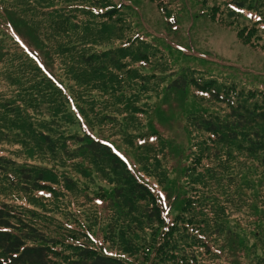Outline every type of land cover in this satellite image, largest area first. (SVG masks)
Here are the masks:
<instances>
[{
    "label": "trees",
    "instance_id": "obj_1",
    "mask_svg": "<svg viewBox=\"0 0 264 264\" xmlns=\"http://www.w3.org/2000/svg\"><path fill=\"white\" fill-rule=\"evenodd\" d=\"M100 1L104 6L102 9L104 19L98 21L100 22L98 34L103 32L104 28H108V31H111V34H108L109 40L119 39V44L98 50L93 46V38L87 34L90 22L85 19V22L81 23L74 18L75 7L80 8L81 6L78 7L80 4H70L64 0H0V66L3 68L0 71V78L10 87L8 94L12 96L4 100L0 98V109L7 112L12 106L16 111L13 121H6L0 116V129L20 125L23 135H32L35 132L36 137L44 141L46 150L50 147L48 152H42L44 160L47 157L56 161V166L53 162L50 166L35 165L16 162L6 154H0V181L5 180L6 187L17 184L19 180H22L24 188L30 184L32 188L26 190L32 193L31 198L37 196L32 191L37 187L51 190L44 183L58 180V167L64 165L68 158L69 150L66 148L65 139L69 136L73 142L80 143L79 147L84 153L98 157V162L95 160L96 164L105 159L112 169L122 171L120 174L122 183L113 181L107 196L116 204L124 201V209L138 216L127 220L132 219L134 223H138L139 230L147 234L139 237L135 233L134 242L121 243L120 249L123 252L141 251L144 259H149L150 264H222V254L235 256L239 251L250 252L249 248H252L251 252L254 255L264 256L262 227L264 212L259 211L260 208H264V192L257 197L248 196L246 200L249 199V203L245 204L244 197L247 196V191L251 190V185L239 170V176L233 185V193L236 192L242 197L243 206L246 205V210L251 211L254 217L247 225H252V228L245 230L246 226L240 225L237 219L230 220L226 205L229 203L238 206V203H235L232 196L228 195L227 189L223 190V186L219 184L228 177L229 181L232 180L237 173L235 167L230 166L229 150L225 149L227 143L236 145L238 142H246L249 153L261 150L260 161L263 160L261 173L264 172V89L254 86L239 87L226 75L214 73L207 67L182 64L176 70L164 71L163 69L169 68L168 60L173 61L179 57L177 47L168 43L165 46L159 43L158 45L154 42L157 38L154 35L152 36L154 40H149L142 34L141 37L126 35L124 29L130 20L120 15V8H127L132 12L128 2ZM198 1L200 6H206L207 0ZM160 7L164 13L168 12L166 14L171 12L169 8L163 9L164 5ZM224 7L227 14L243 17L240 0L226 2ZM209 8V16L217 19L215 13H218V4ZM245 15L249 16L246 13ZM55 17H60V20L57 21ZM256 19H259L258 14ZM166 23L169 25V22ZM20 27L24 30L23 33L18 31ZM73 29L79 31L78 36L73 33L75 38L69 37V32ZM262 29L264 23H261L260 27L259 23L256 25L252 22L248 27L242 26L237 29L236 34L240 42L259 46L256 42L258 38L254 34ZM18 33L25 35L29 44ZM8 40L12 42V50L10 43L7 44ZM41 45L49 51L50 56L52 54L50 50H54L58 55L57 67L62 71L63 82L67 81L70 93L63 88L60 82L62 78L56 79L46 68L45 65L51 67V59L45 60L48 57L42 55ZM37 47L41 56L34 52ZM179 53L182 55L183 52ZM137 59L149 63L153 61L154 67L160 66L157 70L159 74L157 81L156 79L154 81L156 86L160 87L161 95L184 96L189 92L193 98L197 96L201 101L194 98L196 103L188 105L190 109L187 114L191 115L184 120V127L190 140L189 159L187 158L186 164L182 166L181 179L176 186L177 192L172 194L170 202L166 201V194L164 196L163 193L167 189L165 181L158 185L163 191L160 188L155 190L153 185L140 181L124 166L113 145H109L112 142L106 139L107 137H93L89 134L90 130H87L88 126L92 129V123L103 120L105 123L115 119L116 107L120 106V111L126 114L129 112L128 119L134 117L133 112L144 111L143 108L135 106L134 102L143 81L139 83L140 85L132 86L129 81L134 78L135 80L155 78L151 76L155 72L152 70L148 75H139L138 72L141 71L139 67L132 66ZM84 64L86 68L91 66L89 71H86V78L78 72V68ZM92 67L93 72L90 71ZM166 77H168L166 82L159 84V81ZM22 81L28 83V87L22 85ZM130 87H134L131 89L132 92ZM53 90L58 92L57 97L53 96ZM18 94H24V98ZM21 101L25 109L19 105ZM218 103H223L227 109L223 112L218 111L216 105ZM28 106H31V111ZM45 107L50 110L52 119L44 123L57 129L59 135L56 142L58 144L61 142L59 153L52 150L50 135L39 127L42 126ZM64 107L69 110L71 118L64 117ZM18 119H23V122L12 125ZM72 119H75L80 134L62 136L64 133L62 120L70 123ZM201 130H205L207 135L212 137L209 135L204 137L200 133L205 132H200ZM52 131L54 133V130ZM155 137L157 140V134ZM216 141H225L224 152L214 146L210 147V144L214 145ZM164 145L165 139L160 134L156 147L151 149V159L156 164L160 163L157 157L164 155ZM255 159L257 160L256 157ZM76 165L79 167L80 163ZM87 168L81 173L84 174ZM97 168L99 169V166ZM74 169L76 170L75 167ZM149 172L161 180L157 172L151 170ZM59 178L68 180L69 184L70 176L67 170L62 169ZM243 186L248 189L244 191ZM0 191L8 193L1 186ZM251 198L254 200L251 201ZM58 199L60 198L50 202L49 209L23 207L19 213L8 201H0V264H50L48 250L54 243L61 244L62 248L72 249V252L77 254V257L71 255L67 258L70 252H67L68 255L62 252V263L135 264L129 256L125 258L99 252L81 243L70 244L69 240L62 242V237L67 231L63 215L70 219L73 209L68 206V202L64 203ZM53 211L59 212L62 218L55 217ZM118 213L121 214L122 210ZM222 224L228 226L224 228ZM73 231L71 227L70 232ZM50 232L53 235H50ZM215 257H218L219 261ZM259 259L264 260L258 258L257 261Z\"/></svg>",
    "mask_w": 264,
    "mask_h": 264
},
{
    "label": "rangeland",
    "instance_id": "obj_2",
    "mask_svg": "<svg viewBox=\"0 0 264 264\" xmlns=\"http://www.w3.org/2000/svg\"><path fill=\"white\" fill-rule=\"evenodd\" d=\"M64 1H69L70 4H80L78 5V7L81 6L80 8L75 7L74 18L81 23L85 22V19L87 22H90L87 26L89 28L87 34L90 38H93V46L95 49H106L110 46H115V44H119V39L111 38L109 40L108 34H111V31H108V28H104V31L98 34V28L100 26V22L98 21L104 19L102 13L104 6L101 5L100 0ZM112 1L117 3L128 2L132 11L130 12L127 8H120V15L130 20L129 24L126 25L127 28L124 29L126 35L141 37L142 34L149 40H154L152 38L154 35V37H157L154 40L155 43H159L162 46L168 43L177 47L179 57L173 61L171 59L168 60L169 63L167 62V66L169 68L163 69L164 71L176 70L182 64H190L201 68L207 67L214 73L217 72L226 75L227 78L232 79L239 87L254 86L264 89V29L254 34L258 38L256 42L259 46H251L240 42L236 34L237 29L242 26L248 27L252 22H255L256 25L259 23L261 27V23H264V0H240L243 8L241 12L243 17L225 12L224 3L234 2V0H207L205 7L200 6L198 0H163L162 2L160 0ZM214 4H218V13H215L217 19L209 16V7ZM163 5L166 7L163 9H170L171 12L169 14H166L168 12H163L160 7ZM87 8L91 13L86 11ZM64 10L66 11V9ZM245 13L249 16H246ZM257 14L259 19H256ZM55 19L58 21L60 17H55ZM166 21L169 22V25ZM18 31L23 33L24 30L20 27ZM21 33L18 34L28 43L27 37ZM73 33L76 36L79 35V31L73 29L69 32V37L75 38ZM7 44L10 45L12 50V42L8 40ZM40 48L42 55L48 57L45 60L48 61L51 59V67L45 65L46 68L56 79L60 80L62 71L57 67L58 55L54 50H50L52 53L50 56L47 49L43 46ZM40 50L37 47L34 52L40 55ZM180 51L183 52L182 55L179 53ZM132 66L135 68L139 67V70H141L138 72L139 75H148L152 70L155 72L154 75H151L155 78L149 80H135L134 78L129 81L130 86L134 84L140 85L139 83L143 81L138 94L135 96L134 102L135 106L143 108L144 111H135L134 109V117L128 119L129 112L126 114L124 111H120V106L118 108L116 107V109L112 107L117 112L115 119H110L108 120L110 122L105 123L104 120L99 123H92V129L88 128V126L87 130H90L89 134L93 137H107L106 139L112 142L109 145H113L115 152L119 154V158L123 161L124 166L130 169L140 181L153 185L155 190H159L160 187L158 185H162V182L164 183L165 181L166 184L164 183V185L167 189L164 188L165 192L163 193L164 196L166 194V201L170 202L172 194L177 192L176 186L181 179L182 166L186 164L187 158L189 159L188 150L190 140L188 139L187 129L184 127V120L191 115L187 114L188 109H190L188 105L192 102L196 103L195 99L199 102L201 101L197 96H194V99L189 92H186L184 96L182 94H167L166 97L163 94L161 95L159 92L160 87L158 85L156 86L154 81V79L157 81L159 75L157 74V70L160 66L154 67L153 61L149 63L137 59ZM90 68L91 66L86 68V64H84L78 68V72L82 77L86 78V71L88 72ZM2 69V66H0V71ZM90 71L93 72V67ZM167 78L160 80L159 84H164ZM63 81L62 78L60 82L64 86L63 88L66 92L70 93L67 88V81ZM21 84L28 87V83H25V81H22ZM133 88L130 87V91ZM9 90H11L10 87L0 78V98L4 100L12 97L8 94ZM57 94L58 92L53 90V96L57 97ZM18 95L22 99L24 98V94ZM22 102L19 105L24 108ZM216 105L220 112L227 109L223 103ZM184 107L186 108L182 110ZM27 108H30L29 110L31 111V106ZM63 110L64 117H72L67 107H64ZM15 114L16 111L12 106L9 107L7 112L0 109V116L2 119H6V121H13L12 118L16 116ZM50 114V110L45 107L44 117L41 123L42 126L40 125L39 127L50 135V140L53 143L52 150H55V153H59L61 142L60 144L56 142L58 139L56 137L59 135L57 129L55 130L50 124L44 123V121L52 119ZM23 119H18L12 125L23 122ZM62 123L64 127L62 136L66 137V134H80L75 119L70 120V123L62 120ZM11 127L10 129H0V154H6L16 162L45 166H50L53 162L54 166H56L55 160L47 157L44 160L42 154L48 152L50 147L46 150L44 141L38 139L35 132L32 135H23L24 132L20 131L22 128L20 125ZM82 128L84 129V127ZM52 130H54V133ZM152 132L156 133L153 134ZM200 132H205V130H201ZM156 134L157 140L160 134L165 139L164 155L157 157L158 162L160 161L159 164L154 163L151 159V149L156 147ZM200 134H203L204 137L209 135L206 132ZM209 136L212 137V135ZM239 138L237 137V139ZM72 140L69 136L65 139L66 148L69 150L68 158H66L64 165L58 167V180L56 182L45 181V183L42 181L51 190H47L46 187H37L35 190H32L37 195V199L36 197L31 198L30 195L32 193L26 190L32 188L30 184L24 188L25 185H23L22 180H19L17 184L6 187L5 180H2V182L0 181V186L8 193H2L0 191V201H8L19 213L23 207H32L36 210L43 207L49 209L50 202H53L55 198H60L64 203L68 202V206L73 209L70 219L65 218L63 215L67 231L62 237V242L69 240L70 244L71 242L76 244L81 243L99 252L116 254L119 257L124 256L125 258L129 256L135 264H150L149 259H144L141 251L129 253L128 251L123 252L120 249L121 243H132L136 240L134 237L135 233L139 237L147 235L139 230L138 223H134L132 219H130L131 221L127 220L137 215L124 209V201L116 204L111 197L107 196L109 195L113 181L122 183L123 180L120 177L122 171L112 169L105 159L100 164H96L95 160L98 162V157L96 155L92 157L91 154L84 153L82 148L79 147L80 143L73 142ZM224 144L225 141H216L214 145L210 144V147L214 146L223 152L227 148L229 150V157H231L229 162L230 166L235 167V171L237 172L232 180L229 181L228 177L224 182H219L223 186V190L226 188L228 195L232 196L235 203H238V206L227 203L226 210L230 220L237 219L240 225L246 226L244 229L248 230L252 228V225H247L254 217L251 211L248 212L246 210V205L245 207L243 206L242 197L236 192L233 193V185L236 183L235 179L238 178L240 170L242 176L248 179L246 181L251 185V190L247 191V196L244 197L245 204L249 203V199L246 200L248 196L257 197L260 193L264 192V172L261 173L263 160L261 159L262 162L260 161L262 151L258 150L257 152L249 153L246 149V142H238L236 145L227 143L225 149H223ZM146 146L150 148H146ZM76 163H80V166L78 167ZM88 166L90 167L87 168ZM98 166L99 169L97 168ZM85 168H87V171L82 174L81 172ZM62 169L68 171V175L70 176L69 184L68 180L64 181L59 178ZM149 170L157 172L161 180L159 181ZM243 188L244 191L248 189L244 186ZM56 193L58 194L56 195ZM252 200L254 199L251 198ZM116 209L120 213L122 210V213L119 214ZM259 211L264 212V208H260ZM58 213L53 211V215L57 218L61 217ZM132 226H135V228H132ZM222 226L225 228L228 224H222ZM71 227L74 229L73 232H70ZM131 229L133 231H130ZM50 235H53V233L50 232ZM257 250L260 251L259 248ZM249 251L248 253H241L239 251L235 256H224L222 254V264H264V260L259 259L257 261L258 258H264V256L261 254L254 255L251 252L252 248H249ZM62 252L66 255H68L67 252H70L67 258H70L71 255L72 257H77V254L72 252V249H65L61 247V244L54 243L51 249L48 250L50 264H66L62 263ZM122 252L124 255H122ZM215 258L219 261L218 257Z\"/></svg>",
    "mask_w": 264,
    "mask_h": 264
}]
</instances>
